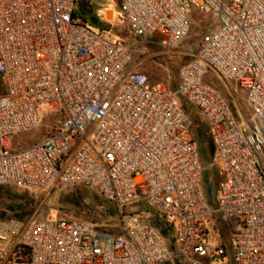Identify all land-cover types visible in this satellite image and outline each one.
<instances>
[{"label": "built area", "instance_id": "1", "mask_svg": "<svg viewBox=\"0 0 264 264\" xmlns=\"http://www.w3.org/2000/svg\"><path fill=\"white\" fill-rule=\"evenodd\" d=\"M91 1L0 0V186L48 195L88 188L117 205L122 232L49 216L0 219V264L222 263L227 251L210 234L216 215L236 264H264V0H118L136 45L115 43L80 13ZM196 13L212 24L174 90L132 68L147 45L184 47ZM210 72L246 91L251 125L207 84ZM187 109L215 140L217 210ZM51 116L60 121L42 141L16 147ZM138 201L167 216L175 252L160 231L125 215Z\"/></svg>", "mask_w": 264, "mask_h": 264}, {"label": "rangeland", "instance_id": "2", "mask_svg": "<svg viewBox=\"0 0 264 264\" xmlns=\"http://www.w3.org/2000/svg\"><path fill=\"white\" fill-rule=\"evenodd\" d=\"M89 6L95 15L101 13L106 17L111 12L114 13L113 16L111 15V21L109 23L113 25L112 33L116 40L115 43L130 45H136L138 43V39L131 35L128 26L122 20V8L118 0H92ZM78 10L82 13L81 5H79ZM193 19L194 24L192 32L190 37L185 41L183 45L184 47L178 50H170L157 45H147L146 47L149 51L148 56L137 57L132 68L138 66L140 72L146 73L149 76L152 84H161L169 90H174L179 83L178 74L180 68L185 63L188 64L190 62V57L187 56V53L192 54L198 52V44L204 38L212 24L211 17L204 16L200 13H196ZM158 41V39H152V42L154 43ZM178 52L180 54H178ZM206 78L207 84L215 87L225 96L229 95V97L232 98L230 100L233 101L236 109L240 106L246 112L248 110L249 112L251 111L247 106L245 98L240 95V87L235 82H225L214 72H210ZM5 92L6 89L0 81V100ZM189 112L192 121L194 122V131H197L198 128L203 125L190 109ZM43 120V124L38 131L29 134H22L17 137L15 142L17 148H27L42 141L60 121L57 116H51L48 118L44 117ZM195 137L198 138L197 133L195 134ZM206 143L208 153H205L204 160L201 159V163L204 167L203 189L209 205L213 210H217L219 207L218 190L221 177L210 167V155L214 154L215 140L211 136H208ZM19 193H29L30 198L35 201V209L26 219L28 221L33 218H45L47 216H49V219L52 221H59L62 219L83 220L86 222L93 221L95 223L100 221V217L94 214L99 209L97 207L98 204L96 206L95 201H98V199H104L95 192L87 190L85 187L64 189L56 191L50 195L40 194L39 192H36L38 193L36 194L31 191H20ZM3 203L4 205L7 204L0 199V208L4 207ZM147 207V203L138 201L131 205L126 212L127 215H130L129 217L133 218L137 216L149 225L146 220L148 216L147 214H144ZM7 216L11 217L14 216V214H7ZM220 226V217L216 215L213 224L210 226L211 240L217 247H224L227 251V255L224 257V262H216L215 264H236V248L232 234L229 229H226L224 235L221 233Z\"/></svg>", "mask_w": 264, "mask_h": 264}, {"label": "trees", "instance_id": "3", "mask_svg": "<svg viewBox=\"0 0 264 264\" xmlns=\"http://www.w3.org/2000/svg\"><path fill=\"white\" fill-rule=\"evenodd\" d=\"M82 13H84L87 17H89L92 24L95 27H97L100 31L102 32L112 31L113 25L105 20L98 19L94 15L90 6H87V5L82 6ZM187 113L191 115L188 109H187ZM196 133H197L198 138L195 137ZM193 136L199 146L200 158L204 160L205 153L206 152L208 153L206 139L208 136H210V133L206 127L201 126L198 128L197 131H194V128H193ZM212 156L213 154L210 155L211 158ZM86 189L89 191H92L88 188ZM20 191L27 192L29 190L18 189V188H14L11 186H0V199L3 202L7 203L5 205L3 203L4 207L0 208V219L1 220L14 218V219H18L23 222H28V220L26 219L34 211L35 206H36L35 201H33V199L30 198L29 193H19ZM96 194L100 195L99 193H96ZM100 197L104 200L98 199V201L97 200L95 201V204L96 206L98 204L97 207L99 209L94 214L100 217V221L96 224H98L101 227V229L107 232L121 233L122 227H123V222H122L123 216L119 208L117 207L116 204L108 201L102 195H100ZM126 211H125V215L129 217L130 215H127ZM145 211H144V214H147L148 216L146 220L149 223V225L161 232V234L164 236L165 240L167 241L168 245L170 246L172 252H175L176 250V245H175L176 231L173 226L168 224L167 216L164 215L162 212L156 210L149 204H148V207L145 209ZM7 214L8 215L14 214V216L9 217L7 216ZM89 222H93V221H89Z\"/></svg>", "mask_w": 264, "mask_h": 264}, {"label": "crops", "instance_id": "4", "mask_svg": "<svg viewBox=\"0 0 264 264\" xmlns=\"http://www.w3.org/2000/svg\"><path fill=\"white\" fill-rule=\"evenodd\" d=\"M111 13L114 15L113 12H111ZM178 54H180V53L178 52ZM187 56L190 57V59H189V61H190V60H191V54H188V53H187ZM185 64H186V63H185ZM185 64H184V65H185ZM184 65H183V66H184ZM183 66H182V67H183ZM182 67H181V68H182ZM181 68H180V69H181ZM179 72H180V70H179ZM178 75H179V74H178ZM217 76H218V75H217ZM218 77H219V76H218ZM206 79H207V78H206ZM240 95L243 96V97L245 98L246 103H247V106L250 108V106H249V104H248V101H247V93H246V91L240 88ZM226 97H227L228 100L230 101L231 106H232L233 111H234V114H235L237 120L239 121V123H241V124H249V125H251V124L253 123V111H252V109L250 108V110H251L250 112H249V110H248L247 112L244 111L240 106H238V108L236 109V108L234 107L233 101L230 100V99H232V98H230L229 95L226 96Z\"/></svg>", "mask_w": 264, "mask_h": 264}]
</instances>
